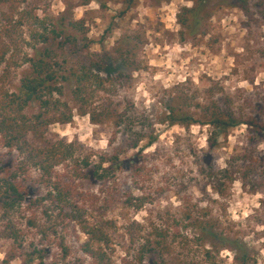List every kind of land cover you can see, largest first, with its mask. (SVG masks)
I'll list each match as a JSON object with an SVG mask.
<instances>
[{"label": "rangeland", "instance_id": "obj_1", "mask_svg": "<svg viewBox=\"0 0 264 264\" xmlns=\"http://www.w3.org/2000/svg\"><path fill=\"white\" fill-rule=\"evenodd\" d=\"M239 1L248 13L234 6ZM194 6L202 8L201 15L213 12L195 35L180 24L184 9ZM42 27L47 41L39 43ZM68 38L78 39L81 59L107 53L119 79L98 91L86 86V111L117 108L133 121L132 129L92 124L74 98L73 78L64 81L66 75L56 70L61 92L53 98L69 106L73 120H55L44 135L28 140L34 147L76 144L82 169L84 157L95 155L97 162L121 151L122 168L104 183L90 172L77 174L78 164L71 159L50 183L31 165L18 173L24 199L7 215L0 208V264H64L62 248L69 251L67 262L93 264L82 247L91 226L107 221L118 225L116 232L105 227L109 246H93L106 249L112 264H139V251L148 241L152 252L146 264H241L237 244L247 250L248 264H264V161L249 176L237 171L245 163L241 154L264 151V145L247 143L246 126L231 129L211 151V175L200 161L209 150L212 128L188 130L168 121L170 108L201 120L200 107L222 93L240 96L235 108L245 115H253L257 104L264 106V0H27L2 38L7 56L0 68V119L3 98L18 93L31 73L35 50L49 51L51 63H77L69 46H63ZM38 108V102L31 103L25 116L33 118ZM136 141L139 148L133 150ZM20 159L3 147L1 132L0 180L6 177L3 171L16 170ZM137 166L144 169L135 177ZM226 168L234 172V183L223 177ZM57 178L73 198L55 205L49 194ZM130 197L142 203L140 209L127 205ZM202 225L214 235L205 234Z\"/></svg>", "mask_w": 264, "mask_h": 264}, {"label": "trees", "instance_id": "obj_2", "mask_svg": "<svg viewBox=\"0 0 264 264\" xmlns=\"http://www.w3.org/2000/svg\"><path fill=\"white\" fill-rule=\"evenodd\" d=\"M27 0H0V68L5 63L7 50L2 46V38L9 32V27L14 24L15 14L20 10V6L25 4ZM133 2V0H132ZM234 6L240 8L248 13L246 6L242 3L236 2ZM201 9L194 6L192 9H184L186 12L185 17L180 18V24L185 30L195 35L197 29L201 26L202 22L208 20L213 12L204 11L201 15ZM75 26H78L77 24ZM43 28V27H42ZM45 29L43 28L42 34L37 35L36 41L40 43L46 42ZM63 46H69L71 54L77 57V63L70 66L68 59L62 62L51 63L49 58L51 53L49 51L41 52L35 50V57L29 60L31 73L27 74L21 80V88L18 93L11 95L6 94L3 98V119H0V133L3 132V147L9 152L16 151L20 156L19 165L15 171H3L6 177L0 180V208L5 215L9 214L18 205H21L24 199V193L18 183V173L25 172L29 165L34 166L40 173L43 182L50 183L56 170L60 168L69 159L77 163V174H83L85 171L91 173V178L96 179L98 182H106L107 179L115 178L118 170H121V151L112 152L111 156L104 155L99 161L94 162L92 157L82 158L85 161V169L80 167V159L75 158L76 144L60 141L48 147H34L28 140L29 135L39 137L44 135L53 121L61 124L71 123L73 117L69 110V106L65 103L62 104L61 100L54 99V92H61L56 86L59 81V70L66 76L62 79L68 81L69 77L73 78L74 91L73 95L77 102L82 103L81 112L83 116H88L89 120L94 125L111 124L116 130H121L125 127L131 131L130 125L133 121L126 118V115L120 113L117 108L110 106H103L99 110L92 112L86 111L87 101L85 100L84 93L86 86H91L97 89H106L107 84H113L119 81L116 75H113V65L110 63L112 60L107 53L103 55L87 56L81 59L82 49L79 47L77 38H68ZM86 48L88 45H84ZM121 52L119 49H115ZM68 74V76H67ZM105 78V79H104ZM108 92H111L110 90ZM241 98L240 96H229L222 93L220 99L211 101L212 103L201 109V120H197L191 115L178 113L174 108H170L169 123L172 125H181L185 129H190L192 126H208L212 128V132L207 138L209 150L204 151L200 163L209 173L213 175L214 162L212 152L217 146L221 137H226L231 129L240 126H246L249 132L247 143L249 145L259 146L264 145V106L257 104L254 107L253 115H245L242 108H235V99ZM33 102L39 103L38 112L29 119L25 116V109ZM61 108L67 109L70 114L61 113ZM129 124V125H128ZM152 144V142L150 143ZM151 146V145H150ZM139 143L135 142L132 149H138ZM240 161L245 163L241 165L237 171L243 172L244 175L249 176L257 163L264 161V151L257 150L256 153L241 154ZM200 159L199 157H197ZM84 166V165H83ZM229 166V165H228ZM92 171H90V168ZM144 167L137 166L134 168V176L138 177ZM226 180L235 182L233 173L228 168L222 172ZM262 177H264V165L262 169ZM229 174V176H228ZM233 180V181H232ZM137 182V181H136ZM138 183V182H137ZM218 191H223L219 189ZM51 198L56 199L55 205L66 203L67 200L72 199V190L68 185L62 186L60 179H56L53 183V191L49 194ZM142 199H137L141 201ZM135 199L128 198L127 205L140 209L142 203H133ZM40 202V201H38ZM64 208V207H63ZM72 210L71 207H65ZM78 215V213H76ZM74 215V214H73ZM72 215V216H73ZM74 215V216H77ZM73 218H76L74 217ZM105 226H91L89 232L88 242L82 247L83 253L92 261L93 264H112L106 249L102 247L96 249L93 244H102L109 246L110 236L105 227L116 232L117 223L115 221H107ZM136 225V224H134ZM205 234L214 235L210 233L208 226H201ZM127 234L132 238V227L127 228ZM139 251L138 263L146 264L145 256L152 252L150 242L146 243ZM62 258L64 264H84L82 260H77L75 263L67 262L69 251L67 248H62ZM235 252L238 258H241V264H248L250 261L249 254L245 248L237 244ZM151 264V263H149Z\"/></svg>", "mask_w": 264, "mask_h": 264}]
</instances>
